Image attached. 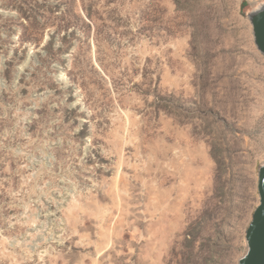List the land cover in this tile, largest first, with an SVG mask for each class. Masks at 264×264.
Wrapping results in <instances>:
<instances>
[{
  "label": "rangeland",
  "instance_id": "obj_1",
  "mask_svg": "<svg viewBox=\"0 0 264 264\" xmlns=\"http://www.w3.org/2000/svg\"><path fill=\"white\" fill-rule=\"evenodd\" d=\"M256 1L0 0V264H238Z\"/></svg>",
  "mask_w": 264,
  "mask_h": 264
},
{
  "label": "water",
  "instance_id": "obj_2",
  "mask_svg": "<svg viewBox=\"0 0 264 264\" xmlns=\"http://www.w3.org/2000/svg\"><path fill=\"white\" fill-rule=\"evenodd\" d=\"M253 25L254 41L264 53V4L247 13ZM259 203L246 230L247 251L238 264H264V162L258 168Z\"/></svg>",
  "mask_w": 264,
  "mask_h": 264
},
{
  "label": "bare ground",
  "instance_id": "obj_3",
  "mask_svg": "<svg viewBox=\"0 0 264 264\" xmlns=\"http://www.w3.org/2000/svg\"><path fill=\"white\" fill-rule=\"evenodd\" d=\"M264 4V0L252 2V7H261Z\"/></svg>",
  "mask_w": 264,
  "mask_h": 264
}]
</instances>
